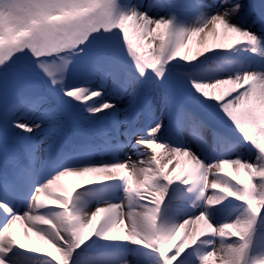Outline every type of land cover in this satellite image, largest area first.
Instances as JSON below:
<instances>
[{"label": "snow or ice", "instance_id": "obj_1", "mask_svg": "<svg viewBox=\"0 0 264 264\" xmlns=\"http://www.w3.org/2000/svg\"><path fill=\"white\" fill-rule=\"evenodd\" d=\"M172 7L162 0H150L148 5L149 10ZM240 12L239 2L220 0V10L203 24L185 28L177 27L173 17H151L135 6L128 12L118 11L116 0H0V154L5 162L0 188L11 192L14 179L33 173L38 160L39 146L32 142V135L43 131L44 114L29 111L25 119H12L17 103L35 109L47 102L43 95H13L29 73L47 77L59 86L66 102L83 107L90 117L111 116L112 137L123 135L126 147L143 150L137 152L141 157L149 150L152 153L147 160L128 156L53 169L54 174L35 187L23 212L0 200V212L5 216L0 223V264H9L6 257L13 248L44 254L50 264H71L75 250L93 236L154 249L161 264H176L186 249L208 238L210 250L199 256V264H209L213 258L220 264H249L257 218L264 213V72L245 71L210 80L189 73L186 80H178L189 95L208 102L244 143L256 150L254 160L237 156L205 163L190 148L162 140L164 122L155 115L150 96L155 86L169 80L174 62L193 64L218 54V50L230 51L241 45L256 52L264 33L233 22ZM201 34L203 40L196 41ZM209 38L215 39L209 42ZM93 45L95 54L82 69L80 82L69 86L66 76L73 58L84 55ZM24 59L31 61L30 66L21 68L11 79L10 65ZM9 96L13 98L7 100ZM121 100L125 103L118 107ZM118 113L123 114L122 119H117ZM145 116L149 126L138 127L137 122ZM177 119L205 125L183 105H177ZM15 130L17 135L23 134V144L8 138ZM184 158L190 159V167H182ZM173 161L175 166L169 170ZM229 168L236 174H226ZM241 172L247 174V180L240 178ZM69 176L86 178L80 188L123 181L125 198L82 213L76 204L80 188L61 184ZM177 182L188 186L189 193L198 192L205 211L169 224L161 219L162 205L169 187ZM226 198L243 202L245 212L231 222L213 224L207 209ZM21 220L27 221V231H34L54 253L34 246L27 231L18 238L12 228ZM201 222L204 230L190 234L189 229ZM226 234L237 239H225Z\"/></svg>", "mask_w": 264, "mask_h": 264}, {"label": "rangeland", "instance_id": "obj_2", "mask_svg": "<svg viewBox=\"0 0 264 264\" xmlns=\"http://www.w3.org/2000/svg\"><path fill=\"white\" fill-rule=\"evenodd\" d=\"M213 5H220V0H209ZM162 2H169L173 6L170 10L165 9H148L150 0H116V6L118 11L128 12L132 7H137L141 11H148V15L151 17H173L174 24L177 27L185 26V28L196 26L201 22L198 19H187L186 17H194L199 9L194 0H162ZM241 4V12L233 17V22L241 24L243 27L248 25L251 27L249 30L256 32L257 34L264 33V0H234ZM220 10V7L215 8ZM203 24V23H201ZM222 32L223 29L221 28ZM215 38H209L211 42ZM203 34L196 38V41H202ZM195 46V41H194ZM155 47V44L153 45ZM96 51V45H93L86 49V53L80 57L73 58V63L70 65V70L66 76V82L70 86L80 82V74L85 65H87L93 58ZM31 61L28 59L20 60L12 65L8 69V74L11 79H15L19 70L23 67L30 66ZM245 71H260L264 72V40L257 46V51H251V47L248 45L237 46L236 48L226 51L218 50V54H210L208 58H201L199 61L193 64L175 63L171 68L169 80L162 85L155 86L150 92L152 99V106L154 107L155 115L158 116L164 122V130L161 133V139L169 136L171 129L175 126V123H179L177 119V105H183L188 111L193 114L200 115V118L204 120L205 125H197L203 137L207 138L208 148L205 151H201V157H198L205 163H211L213 160L220 158L232 159L240 156L242 159L254 160L256 156V150L249 144H245L243 138L235 132L226 120L222 119L221 115H218L212 108L209 107L208 102H201V98L197 96L189 95L188 91L183 89L179 84V79H187L185 74H193L197 78L210 80L211 78H218L227 75H235L243 73ZM13 95H32V96H46L47 102L39 104L35 109L28 104H16V113L12 119H25V113L29 111H35L36 115L44 114L43 131H38L32 135V142L37 144L38 151L45 145L51 146V150L45 155V164L43 165L44 172L39 176L40 179H47L50 175L54 174L53 169L59 171L62 167H69L71 161H79L78 164H74V167L82 166V158L87 155V152L95 153L94 158H100L108 152H117L124 157H128L131 146H127L126 138L121 135L118 137H112V117L109 115H100L96 117H90L83 107L74 103L66 102L67 98L63 97L60 93L59 86L51 84V81L47 77H43L40 74L29 73L26 82L15 90ZM13 96L6 97L7 100H11ZM124 101L118 102V107L124 105ZM46 110H48L46 112ZM54 110V111H52ZM123 114L118 113L117 119H122ZM31 123L32 121L29 120ZM176 124V126H180ZM138 127L149 126L148 117L137 122ZM125 127L122 125V128ZM204 132H202L201 130ZM18 130L11 131L8 134V138L16 140L23 144L21 136L17 135ZM215 133V134H214ZM169 139V138H167ZM167 141V140H166ZM189 143L191 139L187 140ZM134 143V140H133ZM171 143V142H169ZM193 143V142H192ZM173 144V143H171ZM150 150L142 157L151 155ZM84 155V156H83ZM81 164V165H80ZM172 166L169 165V170ZM5 171V162L3 155L0 154V175ZM228 175H235L236 173L231 169L225 170ZM11 175V171H9ZM240 178L247 180V174L245 172L240 173ZM179 182L174 183L169 187V191L162 210L172 211L176 215L184 216L186 219L189 216H195L205 211L203 198H198V192L194 191L189 194H181L182 190H185L186 186H181ZM125 189V186H122ZM2 194L9 195H22L21 181L18 177L14 179V189L11 192L4 191L2 188ZM35 189L31 191V195ZM187 190V189H186ZM87 191L85 194L82 192L78 195L89 200L98 202H108L109 199H105L101 196V191L95 193L94 191ZM210 194V192H209ZM178 204H187L186 207L181 206L175 208L177 201ZM112 201V200H111ZM23 201L18 200L12 205L17 211H23ZM246 205L233 198H226L221 204L207 209V214L213 224H221L224 222H231L244 214ZM22 214V213H21ZM181 218V217H180ZM182 219V220H184ZM5 216L3 212H0V223H3ZM204 224L193 225L189 229V233L199 232L204 230ZM96 236L92 237L93 248H102L104 242L102 238L97 241ZM96 239V240H95ZM208 238H202L197 244L189 247L184 253L180 255L176 264H193L199 263V256L210 250L207 244ZM225 239H237V237H231L226 234ZM115 248H105L99 251H95L93 259L88 256L87 248L81 247L76 249L71 258V264H129L130 257L133 256V263L140 259V255L144 252H139L137 245L126 241H115ZM113 241V243H115ZM264 244V213H261L257 218L255 233L251 248L248 253L249 264H254L251 260L254 253H257L258 243ZM112 243V244H113ZM217 246L219 247V240H217ZM147 251H154L158 257L154 260L161 264L158 251L154 249H148ZM149 253L147 252V255ZM95 255V256H94ZM122 260V261H121ZM152 261V259H151ZM153 262V261H152ZM218 259L213 258L209 264H217ZM9 264H18L17 262H9ZM36 264H50V258L45 257L40 260H36Z\"/></svg>", "mask_w": 264, "mask_h": 264}, {"label": "bare ground", "instance_id": "obj_3", "mask_svg": "<svg viewBox=\"0 0 264 264\" xmlns=\"http://www.w3.org/2000/svg\"><path fill=\"white\" fill-rule=\"evenodd\" d=\"M194 2L197 5L199 11L194 17L188 16L186 18L187 19H198L197 21L201 23H204L211 15L215 14L216 7L217 8L220 7V5L219 6L213 5L209 0H202V3H199V4H198V0H194ZM182 27H185V26H182ZM246 27L248 29L251 28L248 25H246ZM179 63H182V61ZM176 124H180V121L179 123L174 124L175 126H173V128L171 129L169 136L165 137L164 140H167L168 142H171L176 146H183L186 148H190L196 155L199 154V156L201 157L202 153L200 152L207 150L209 146L207 138L201 135L200 131L197 128V125H194L193 123L189 121H181L180 126H176ZM201 131L204 132L203 130ZM188 139H191L193 143L192 142L189 143L187 141ZM104 151H105V154L101 156L100 158H94L95 153L93 154V152H87V155L84 158H82V160L80 161L82 162L81 164L83 165L89 161L91 162H100V161L112 162L116 159H119V160L127 159V157H124L123 155L117 152H108L106 150ZM47 152H49V145H45L41 147L40 152L37 154L38 160L35 164V171L31 174L25 173L23 175L18 176L19 180L21 181L22 195L21 196L13 195L11 193L9 195H5V194H2V190L0 188V200H7L11 205L15 204L18 200H22L23 201V206H22L23 211L26 209L28 200L31 197L32 189L33 188L35 189V187L38 184L44 181V179H40L39 176H41V174L44 172L43 165L46 162L45 155ZM128 152H129L128 156H132V159L136 160L140 158V153H137V152H143V150L140 148L130 147ZM148 157L149 156H146L142 159L147 160ZM78 162L79 161H76V162L71 161V164H69L68 166L74 167V164H78ZM181 164H182V167H185V168L190 167L191 166L190 159L184 158ZM170 166H172L173 168L175 166V161H173V163L170 164ZM62 168H65V167L63 166ZM85 179L86 178H83V177L69 176V177H65L64 180L61 182V184L63 187H66L69 189L80 188ZM140 179H142V175ZM122 186H124V182L119 181V180L99 182V183H95L91 185H86L78 189V193H77L78 198L76 200L77 207L83 213V212L95 209L99 205L104 204V202L103 203L98 202V201L92 202V200L82 197V195L79 196L78 194L81 193L82 191H83L82 192L83 194L87 192V191H84L85 189L94 191L95 193L101 191L102 194L100 197H104L105 199H109L110 201L112 200L111 202H114V203H119L121 200L125 198V189H123ZM181 186H185V185L182 184ZM187 188L188 186L185 187V190L181 191V194L182 193L189 194V192L186 190ZM180 202L186 203L185 201L179 200L176 202V205H174V207L180 208L181 206L186 207L188 205V203L182 204V205L178 204ZM184 218H185L184 216L176 215V213L174 214V212L172 211L163 212L162 210L161 212V219L164 221H167L169 224H176V223L182 222L183 221L182 219ZM29 227L30 225L27 221L21 220V221H18L15 225H13L12 231L17 235L18 238H23L25 235V232L28 230ZM27 235L31 237L34 246L44 249L45 252L52 251L54 253V249H51L47 245L46 241L42 240L40 237H37L34 231H27ZM98 239H101V238L98 237L97 241ZM91 241H92V238L89 241H87L84 245H82V247L88 249L87 254L89 253L88 256H90V259L94 258L93 255L91 254L94 253L95 251H99L105 248H115L116 247L115 241H114L115 243H113V241H105L102 239V242H104V245L102 246V248H93L92 246H94L95 242L94 244H92ZM137 247L140 253L144 252L143 250H145L146 252L142 253L140 255V259L134 263H133L134 258L133 256H131L130 262L132 263H129V264H159L156 261L152 262L148 259L144 260V258H146L145 256H147L146 253L149 252L147 250L150 248H145L142 245H137ZM257 249L259 251L257 253H254L251 259L254 262V264H257L258 261H264V244L262 242L258 243ZM45 257L46 256L41 253L31 252L26 249L13 248V251L8 254L6 259L9 262H17L18 264H36V260H40L41 258H45ZM93 263L94 262H92V264ZM217 264H220V261Z\"/></svg>", "mask_w": 264, "mask_h": 264}]
</instances>
